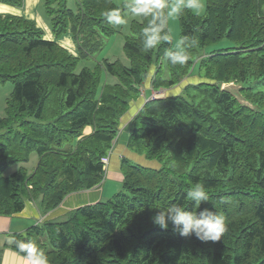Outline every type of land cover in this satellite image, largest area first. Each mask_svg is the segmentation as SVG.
Segmentation results:
<instances>
[{"label":"trees","instance_id":"16d2710c","mask_svg":"<svg viewBox=\"0 0 264 264\" xmlns=\"http://www.w3.org/2000/svg\"><path fill=\"white\" fill-rule=\"evenodd\" d=\"M204 2L203 15L179 17L180 36L199 41L182 66L164 58L171 42L143 51L146 22L132 19L127 64L77 67L117 31L102 13L123 0H76V9L44 0L53 31L71 29L78 57L23 17L0 15V83L14 84L0 117V214L20 212L25 200L47 212L68 194L100 185L103 159L147 75L153 70V89L168 88L199 68L201 81L187 84L189 92L147 100L131 119L126 147L154 165L122 156L121 187L111 197L15 234L34 239L50 264H264V0ZM221 40L225 46L207 49ZM231 80L257 109L221 89ZM31 153V171L20 165L6 173ZM196 183L209 196L199 208L186 195ZM170 203L222 213L227 231L205 242L171 224L161 229L151 218Z\"/></svg>","mask_w":264,"mask_h":264},{"label":"clouds","instance_id":"9594fccd","mask_svg":"<svg viewBox=\"0 0 264 264\" xmlns=\"http://www.w3.org/2000/svg\"><path fill=\"white\" fill-rule=\"evenodd\" d=\"M204 8V0H123L121 7L110 8L102 15L108 24L114 26L128 24L129 17L145 21L140 38L143 51L148 52L163 43L171 42L172 34L167 29L170 20L179 18L186 10L200 15ZM198 43L196 37L181 35L175 48L166 51L164 58L170 65L182 66L189 59V50L195 48ZM186 195L196 208L209 200L208 193L201 183L194 184ZM222 203L229 201L225 199ZM151 219L152 223L161 229H167L171 224L173 231L179 235L187 237L194 234L205 242L219 241L227 231L226 218L222 213L207 208L197 212L177 203L158 207ZM9 240L23 264H50L47 254L34 239L17 238L12 234Z\"/></svg>","mask_w":264,"mask_h":264},{"label":"rangeland","instance_id":"374dc122","mask_svg":"<svg viewBox=\"0 0 264 264\" xmlns=\"http://www.w3.org/2000/svg\"><path fill=\"white\" fill-rule=\"evenodd\" d=\"M75 2H76V0H67V6L70 8H74ZM204 12H205V8L201 12L200 15H203ZM2 14H5V15L9 14V15H15V16L23 17L24 20H27V21L34 23L35 26L42 31V37L43 38L55 41L61 47H64L70 55L75 56V57L79 56V49H78L77 43H76V41L73 37L72 31L69 27L63 33H60V34H57L53 31L52 23H51V17L48 16L46 13L45 6H44V0H21V4H19V5H15V4L0 0V15H2ZM132 19H134V18L129 17V23L126 25L115 26V29L117 31L114 34H111V35L104 38V44H103L102 48L98 52H96L93 55V57H91L90 59H86V58L79 59L77 67L78 68H81L84 66L93 67L95 65V63L102 62L103 59H108L109 61L118 60L124 64L125 63L127 64L128 61H127V57L125 56V53H124L123 44H124L125 36H126V34H128L129 24H130V21ZM167 26H168V30L172 34V40H171V45H170V50H172L175 48L176 42L180 37L179 18L170 20L168 22ZM226 42L227 41H225V40H223V41L221 40V41L217 42L216 44H212V45L208 46L207 49L209 50L211 48H218V47L225 46ZM196 74H199V68H198L197 63L194 65V69H193L192 73L184 76L176 85H173V86L168 87V88L153 89V87L151 86V80H152V75H153V70H152L150 72V74L147 75L143 85L139 87L140 95L138 98L142 102V103L140 102L141 106L147 100H150L152 98H157V97L166 96V95H168V96L169 95H177V94L179 95L181 93L185 94V93L189 92L188 89H191V88H189V87L184 88L187 84L197 83V82L201 81V79H199ZM13 85H14L13 82L9 81V80L5 81L3 83H0V117L6 116L7 100L11 95V92L13 90ZM221 85H222V83H221ZM146 90H148V94H149L148 96H146ZM243 97L246 99L245 96H243ZM137 100H135L134 102H137ZM128 113H130V108L124 114V116H126ZM136 113H134L132 115V117ZM132 117H131V119H132ZM129 130H130V125L128 126V129L126 131V133H128V138H129ZM120 132H122V131L119 130L118 137H117L118 139L116 142L117 145L119 146L118 150H120V148H121V150L125 149L124 151H126V150H128V148L126 147L127 142H126V144L124 143L126 146H123L124 144L120 143L121 135H122V134H120ZM128 138H127V141H128ZM112 151H113V149H111L109 152V155L107 157H105L106 158L105 159L106 165L108 163V157L110 156ZM119 157H120V155H119ZM137 160L142 161V162H146V163H150L151 164L150 166L154 165V163H155L154 161L143 160L141 157L138 158ZM36 161H37L36 154L31 153L29 160L23 164L28 170H31L35 166ZM16 166L17 165H13V166L9 167L6 170V173L13 171Z\"/></svg>","mask_w":264,"mask_h":264},{"label":"crops","instance_id":"0c3cea01","mask_svg":"<svg viewBox=\"0 0 264 264\" xmlns=\"http://www.w3.org/2000/svg\"><path fill=\"white\" fill-rule=\"evenodd\" d=\"M72 9H76V2L74 8ZM148 95V90H146V96ZM140 102L141 101L139 98L137 102H133L130 106V113L122 117L120 120V130L122 131L120 132V134H122L120 140L121 144H126L127 142L128 133H126V131L130 125L129 120H131L132 115L136 113L141 107L142 102ZM125 144L123 146H126ZM118 148L119 146L117 143L112 148L113 151L108 157V163L107 165L105 163L104 166V179L100 185L68 194L57 207L47 212H42L37 202L33 200H25L24 208L20 212L10 215L0 214V264H23L21 257L17 255L11 245L9 240L10 235L23 233L28 227L46 220L64 219L73 209L86 204L108 199L114 193H116L121 187L123 178V175L120 171L121 157L126 156L133 161L136 160V158L138 159L141 157L136 153L130 152L128 150L124 151L125 149L121 150V148L118 150ZM16 165L17 166L13 171H15L20 165L24 166V164Z\"/></svg>","mask_w":264,"mask_h":264},{"label":"water","instance_id":"95a60500","mask_svg":"<svg viewBox=\"0 0 264 264\" xmlns=\"http://www.w3.org/2000/svg\"><path fill=\"white\" fill-rule=\"evenodd\" d=\"M235 84L236 83L233 80H231L229 82H224L221 85V89L229 91L242 105H245V106L250 107L252 109H257L255 104L251 103L250 101H248L247 99H245L241 95L240 89H241V87H244V85L240 84V83H237L236 85ZM138 162H140V161H138Z\"/></svg>","mask_w":264,"mask_h":264},{"label":"built area","instance_id":"2783aa9c","mask_svg":"<svg viewBox=\"0 0 264 264\" xmlns=\"http://www.w3.org/2000/svg\"><path fill=\"white\" fill-rule=\"evenodd\" d=\"M105 159H106V158L103 159L104 163H105Z\"/></svg>","mask_w":264,"mask_h":264}]
</instances>
